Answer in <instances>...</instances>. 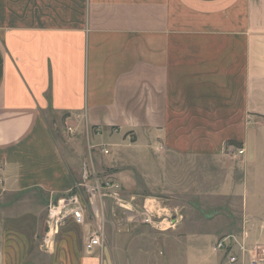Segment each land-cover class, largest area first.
I'll return each instance as SVG.
<instances>
[{
	"label": "crops",
	"instance_id": "0c3cea01",
	"mask_svg": "<svg viewBox=\"0 0 264 264\" xmlns=\"http://www.w3.org/2000/svg\"><path fill=\"white\" fill-rule=\"evenodd\" d=\"M47 114L73 128L67 154ZM86 163L136 171L182 220L56 264H229L222 237L264 243V0H0L2 194L58 196ZM29 244L1 236L0 264H37Z\"/></svg>",
	"mask_w": 264,
	"mask_h": 264
},
{
	"label": "built area",
	"instance_id": "2783aa9c",
	"mask_svg": "<svg viewBox=\"0 0 264 264\" xmlns=\"http://www.w3.org/2000/svg\"><path fill=\"white\" fill-rule=\"evenodd\" d=\"M74 135L72 127L67 128ZM97 149L108 155L106 146ZM229 157H242L243 148H227ZM82 228L83 250L91 256L104 247L107 232L127 234L137 227H147L156 232L177 228L182 215L177 208H168L154 197L125 194L119 180L113 174L99 176L92 164H84L78 181L63 194L52 197L46 210L42 247L52 253L60 227L66 221ZM215 252L226 255L229 264H264V243L248 244V233L227 235L214 245Z\"/></svg>",
	"mask_w": 264,
	"mask_h": 264
},
{
	"label": "rangeland",
	"instance_id": "374dc122",
	"mask_svg": "<svg viewBox=\"0 0 264 264\" xmlns=\"http://www.w3.org/2000/svg\"><path fill=\"white\" fill-rule=\"evenodd\" d=\"M44 121L51 130V134L59 146V149L63 153L67 154L68 145H66L65 142L72 139L73 135L69 134L67 130L68 125L64 123L65 117L60 118L54 117L52 114H47V116L44 118ZM75 155L76 154L74 153L73 156L75 157ZM115 167L117 169H109L108 172H112L114 170V174L117 172L121 174H128V170H126L124 166L118 165V167ZM115 170H117V172ZM71 173H73L72 169ZM96 173L99 176H102V173H98L97 171ZM129 174L131 179L130 183H124V181H121L117 178L122 184L125 194H134L141 197H154L160 199L164 205L170 207L174 205V203H170V201L168 202V198L166 197L153 195L150 191H145L146 189L144 188V185L138 180L136 171L130 172ZM2 193V185L0 183V237L3 235H12L17 238L26 236L28 241L31 243L29 246H27L29 248L28 252L32 254L33 258L37 261V264H56L59 253L63 251L68 253L70 252V248H73L74 250L78 249L80 252H84L82 242V228L76 227L68 220L64 222L62 227H60V231L56 237L55 247L52 253H47L42 247L46 222V207L52 198L51 194H47L41 189H33L32 191L29 190L27 192L15 194L13 196H4ZM195 214L198 216V220L202 219V214ZM133 229L137 231L134 234L136 237L145 238L150 236L164 238L171 236V233L176 231V229H174L166 232H156L147 227H137ZM108 233L111 234L110 229L108 230L107 234ZM68 239H70L71 243L69 244L70 246L67 245L68 249L65 250L62 247V242L68 241Z\"/></svg>",
	"mask_w": 264,
	"mask_h": 264
}]
</instances>
